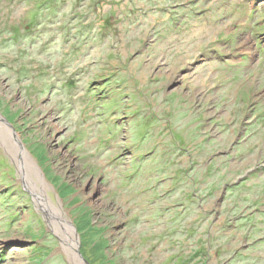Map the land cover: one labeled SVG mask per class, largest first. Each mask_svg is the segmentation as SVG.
<instances>
[{"label":"rangeland","instance_id":"1","mask_svg":"<svg viewBox=\"0 0 264 264\" xmlns=\"http://www.w3.org/2000/svg\"><path fill=\"white\" fill-rule=\"evenodd\" d=\"M0 122V264H264V0H0Z\"/></svg>","mask_w":264,"mask_h":264},{"label":"bare ground","instance_id":"2","mask_svg":"<svg viewBox=\"0 0 264 264\" xmlns=\"http://www.w3.org/2000/svg\"><path fill=\"white\" fill-rule=\"evenodd\" d=\"M0 129L3 133H6V134H11V136L15 139L16 142H18L17 140V136L14 135L13 132L10 131V129H8V127H6V125H4L3 123L0 122ZM22 151H24L22 149ZM29 165L31 164L32 167H30V173H32V175L34 177H37V179L39 180H42L41 179V173L40 171L36 168L35 165H32L31 161L29 159H27ZM56 224H54V227H55V230L60 234V236L62 237L63 241H64V244L65 246L67 247V249H69L68 245H73L75 246L76 245V238H75V235H74V230L73 228L71 227L70 223L68 221H64V220H56ZM70 254H72L70 251ZM72 262H74L73 264H81L80 261L76 258V256H72Z\"/></svg>","mask_w":264,"mask_h":264}]
</instances>
